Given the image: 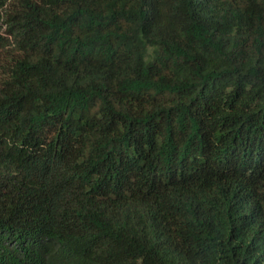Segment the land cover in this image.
Wrapping results in <instances>:
<instances>
[{"label":"trees","instance_id":"1","mask_svg":"<svg viewBox=\"0 0 264 264\" xmlns=\"http://www.w3.org/2000/svg\"><path fill=\"white\" fill-rule=\"evenodd\" d=\"M0 264H264V0H0Z\"/></svg>","mask_w":264,"mask_h":264}]
</instances>
